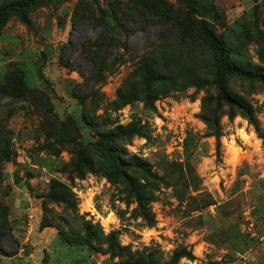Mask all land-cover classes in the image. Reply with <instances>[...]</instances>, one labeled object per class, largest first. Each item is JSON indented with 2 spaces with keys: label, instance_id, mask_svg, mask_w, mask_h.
<instances>
[{
  "label": "rangeland",
  "instance_id": "1",
  "mask_svg": "<svg viewBox=\"0 0 264 264\" xmlns=\"http://www.w3.org/2000/svg\"><path fill=\"white\" fill-rule=\"evenodd\" d=\"M215 2L220 19L204 0L190 15L181 0H145L143 12L136 0H55L28 11V23L8 20L0 30V87L9 69H23L55 116L0 94V145L9 139L0 155V214L8 210L0 264H166L181 249L192 257L178 264H264L263 140L238 110L230 117L224 108L217 128L207 123L213 53L198 27L208 21L235 63L264 72V0ZM81 4H98L118 41L106 80L78 100L74 90L83 95L94 84L88 55L105 30L85 18L87 10L74 24ZM117 5L125 29L114 18ZM175 19L189 23L191 39L180 40ZM147 67L162 76L150 103ZM228 87L253 106L264 131V84L232 78ZM134 156L150 164V174L130 166ZM53 181L68 202L53 196ZM137 188L154 221L142 216ZM87 225L93 238L84 245ZM46 227L57 236H41ZM111 234L131 253H107ZM46 238L52 244L43 248Z\"/></svg>",
  "mask_w": 264,
  "mask_h": 264
},
{
  "label": "trees",
  "instance_id": "2",
  "mask_svg": "<svg viewBox=\"0 0 264 264\" xmlns=\"http://www.w3.org/2000/svg\"><path fill=\"white\" fill-rule=\"evenodd\" d=\"M55 0H9L2 4H0V30L7 24L8 20L12 16H18L24 23H28V16L27 13L35 6L42 4V3H49ZM188 6L189 15L195 13L198 10L199 0H181ZM207 5L210 7L211 12L213 13L216 19L221 18V14L219 8L215 2V0H204ZM84 3V2H82ZM136 7L138 10H144L145 7V0H136ZM163 7L165 11L171 12V8L169 3L163 2ZM97 8L100 11V15H97ZM87 10L88 14L85 18H89L96 24H103L105 26L104 33L101 34L100 37L93 40L92 48L89 52L88 58L93 66V75L90 80L94 81V84L89 92L86 94H79L77 92V88L74 90V96L78 100H83L88 98L89 95H93L98 84L103 83L106 80V77L103 73V69L108 65L109 59L111 55H113V51L111 50L112 46L117 47L115 41L117 42L118 39L114 36L113 32L110 29V26L106 22V17L108 14L100 7L98 4L96 7L91 5L90 8L86 7L85 4L79 5L78 9L74 13V24L81 20L79 19L78 15L81 11ZM114 18L119 22V24L125 29V23L122 21V17L120 15V6L117 5L112 9ZM143 12V11H142ZM168 15V14H167ZM173 18V16H172ZM174 19V18H173ZM177 23L180 25L182 30V35L180 40L187 41L193 37L192 35V27L189 25L187 21L175 19ZM198 27L201 31L202 35L208 40L209 44L211 45V50L213 53V65H214V73H213V80L212 84L215 90V100L213 103V108L211 112V116L206 119L207 123L212 125L214 128L218 127L219 124V116L224 108H228L229 116L234 117L236 111H240L244 117H246L255 127L258 136L263 140L264 145V131L261 127L260 122L255 116V112L253 106L245 101L244 99L238 98L230 93L229 91V81L232 78L244 79L249 81H259L264 84V72L258 69H246L237 63H235L230 56V51L225 41L215 33L211 25L208 21L201 19L198 21ZM70 44V42H69ZM63 63H68V60L61 58ZM69 64V63H68ZM77 70L80 75L84 76V72L81 71L79 68H73ZM146 78H145V87H144V94L146 99L150 103L152 100V87L154 81L159 80L162 76L160 74H154L151 69L147 67ZM8 76L6 82L2 84L0 87V94L10 95L12 97L20 98L26 101L32 102V104L42 112L43 116L50 117V115L55 116L54 111L52 110V103L48 97V95L38 87H32L26 82L24 70H17L16 67L9 69ZM13 91V92H12ZM121 129H125L121 126ZM128 129H131L129 127ZM8 134V133H7ZM114 136L113 134H108L107 138ZM9 139H3L2 144L0 145V155L5 150L2 145H6ZM1 160L7 161L8 158L5 156L1 157ZM130 166L135 169L141 170L147 174L151 173L150 164L140 158L138 156H134L133 159L130 161ZM1 167V164H0ZM120 169V168H119ZM120 174L126 180H128V174L125 170L120 169ZM53 196L56 197L58 200L63 202H68L67 193L63 192L58 186L55 181L52 184V191ZM8 195V194H6ZM135 195L137 197V201L139 204V209L143 217L148 220L154 221L151 216V211L148 206V197L141 193L139 188L136 189ZM7 214L8 210L3 214H0V228H2V232L7 228ZM88 234L86 236L84 245L91 244L92 238L91 236V226L87 225ZM4 236L6 232L4 231ZM109 246L107 248V253H110L112 257H115L121 253H131L128 246H121L114 234H111L109 237ZM70 245H74L70 243ZM188 256L192 257V254L188 252L186 249H181L175 252L172 259L166 264H178L179 259ZM140 264H155L151 259H136Z\"/></svg>",
  "mask_w": 264,
  "mask_h": 264
},
{
  "label": "crops",
  "instance_id": "3",
  "mask_svg": "<svg viewBox=\"0 0 264 264\" xmlns=\"http://www.w3.org/2000/svg\"><path fill=\"white\" fill-rule=\"evenodd\" d=\"M40 233H41V236L46 235V234H52L53 237L57 236L56 232L49 230L47 227H46V229H44ZM40 243H41L42 247L44 248V247L50 246L52 244V240H49L48 238H46L45 240H43V242L41 241ZM38 245H40V244H38ZM44 264H47V263H44Z\"/></svg>",
  "mask_w": 264,
  "mask_h": 264
}]
</instances>
